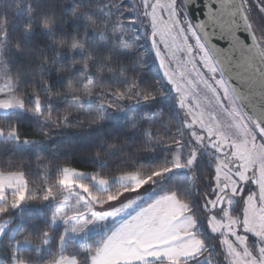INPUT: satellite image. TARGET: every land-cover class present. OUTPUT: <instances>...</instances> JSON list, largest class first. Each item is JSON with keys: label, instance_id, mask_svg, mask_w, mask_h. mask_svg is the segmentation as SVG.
<instances>
[{"label": "trees", "instance_id": "trees-1", "mask_svg": "<svg viewBox=\"0 0 264 264\" xmlns=\"http://www.w3.org/2000/svg\"><path fill=\"white\" fill-rule=\"evenodd\" d=\"M180 2L184 9L182 0ZM25 3L26 0H0V30L7 25L15 28L17 34L21 33V25L28 17ZM256 5L263 13L256 8L252 11L255 17H260L264 28V11ZM144 7L138 5L134 12L142 20L138 22L139 19H135L136 24L145 30L139 38L123 39L125 47L119 51V59L131 69L130 77L134 75L139 89L149 97L147 101H134L129 110L148 113V118L153 121L151 128L155 136L148 138L139 129L128 132L127 121L123 119L125 113H122L121 116L110 115L103 127L88 129L73 126L66 132H55L49 137L37 136L35 144L0 140V175L20 174L25 182L26 197H37L26 198L19 209L11 210L15 214L11 227L20 225L17 240L23 241L25 236H31V246L20 250V257L26 264H56L68 258L78 264H90L91 258L107 239L108 234H96L81 242L67 241L63 243V248L60 247L64 227L53 223L58 205L72 191L60 183L66 168L90 176L85 182L98 207L107 206L129 194L133 186L120 185L114 178L131 174L144 180L146 190L151 193L142 203L143 207L166 197L175 198L185 207L186 214L195 223L196 237L202 243L201 253L186 261L146 264H228L227 255L213 245L217 240L209 232L211 217L221 216L219 210L214 214L211 204L217 188V166L221 159L227 162L225 156L228 151L213 143L214 138L206 136L203 137V145L198 146L193 134L195 128L184 127L173 94L165 84L151 50L149 37L153 31L150 30L145 12L147 8ZM127 16L132 15L125 14L124 18ZM19 38L21 44L25 43L22 35ZM10 116L20 124L22 135H33L31 131L35 128L36 118L20 111L12 112ZM175 152L179 154V163L184 166L180 170L175 169L171 159ZM91 177L110 181V188L98 190L89 183ZM13 194L8 192L4 198L10 201ZM44 195H48L47 200L43 199ZM41 230L47 231L56 240V247L42 255L36 252Z\"/></svg>", "mask_w": 264, "mask_h": 264}, {"label": "snow or ice", "instance_id": "snow-or-ice-1", "mask_svg": "<svg viewBox=\"0 0 264 264\" xmlns=\"http://www.w3.org/2000/svg\"><path fill=\"white\" fill-rule=\"evenodd\" d=\"M121 6L117 0H26L21 33L7 25L0 30V140L35 144L37 136L73 126L103 127L113 112L125 113L128 132L156 135L148 113L129 110L132 102L149 97L119 59L125 47L117 20ZM17 110L36 118L33 135L21 134L10 116ZM16 188L12 200L0 198V264H24L20 250L31 244L30 235L17 240L19 224L8 231L15 215L11 210L26 198L37 199L26 197L22 185ZM52 247L55 238L41 230L36 252L42 255Z\"/></svg>", "mask_w": 264, "mask_h": 264}, {"label": "rangeland", "instance_id": "rangeland-1", "mask_svg": "<svg viewBox=\"0 0 264 264\" xmlns=\"http://www.w3.org/2000/svg\"><path fill=\"white\" fill-rule=\"evenodd\" d=\"M244 2L264 46L261 19L255 17L252 11L253 8L260 9L254 0ZM117 3L122 5L118 9L117 19L122 26L123 39L141 36L145 29L136 24L135 19H139L138 22L142 20L134 9L136 11L138 5L147 8L145 12L150 21V30L155 35V48L167 77L179 90L185 109L194 123L196 144L203 145L205 136L214 138L213 143L219 144L220 148L225 147L228 155L231 154L238 163L236 171H232L223 159L217 166L219 192L220 183L224 184L228 186L231 197L227 199L221 216H212L209 221V232L217 240L213 245H217L227 255L228 264H264L263 141L258 138L234 99L180 0H117ZM125 14L132 16L124 18ZM150 38L151 36L149 40ZM133 105L134 102L130 104ZM121 114L113 112L110 115ZM123 119L125 120V116ZM171 159L176 170L184 168L179 163L178 153H173ZM255 168L257 197L246 192ZM89 178L88 174L75 169L63 170L60 183L72 191L58 205L53 223L64 227L63 243L72 240L81 242L96 234L109 235V230L117 222L118 213L129 208L128 206L143 203L151 195L145 188V181L136 174L119 176L114 181L120 185H132L131 192L113 200L107 207H98L85 182ZM89 183L102 191L110 188V181L106 179L91 177ZM212 207H215V201L211 204V209ZM230 211L234 212L233 216ZM11 226L12 224L8 231Z\"/></svg>", "mask_w": 264, "mask_h": 264}, {"label": "water", "instance_id": "water-1", "mask_svg": "<svg viewBox=\"0 0 264 264\" xmlns=\"http://www.w3.org/2000/svg\"><path fill=\"white\" fill-rule=\"evenodd\" d=\"M264 11V0H254ZM191 23L209 52L227 87L264 143V46L248 15L244 0H182ZM151 50L162 78L173 94L185 128L194 123L179 90L167 77L151 34ZM231 154L227 155L229 159ZM238 170L236 161L230 162ZM252 181L258 195L256 168ZM221 199L219 205H221Z\"/></svg>", "mask_w": 264, "mask_h": 264}, {"label": "crops", "instance_id": "crops-1", "mask_svg": "<svg viewBox=\"0 0 264 264\" xmlns=\"http://www.w3.org/2000/svg\"><path fill=\"white\" fill-rule=\"evenodd\" d=\"M17 185L25 187L21 175H0V198L17 190ZM128 207L118 213L117 222L90 264L176 263L201 253L195 223L175 198H162L148 207L141 202ZM56 264L78 263L68 258Z\"/></svg>", "mask_w": 264, "mask_h": 264}, {"label": "flooded vegetation", "instance_id": "flooded-vegetation-1", "mask_svg": "<svg viewBox=\"0 0 264 264\" xmlns=\"http://www.w3.org/2000/svg\"><path fill=\"white\" fill-rule=\"evenodd\" d=\"M227 155L228 154H226L225 158L227 157ZM226 160H227V163L229 164V167L231 168L230 162L234 161V159L230 156V158L229 159L226 158ZM251 180H252V175H251ZM219 187H220V192H219L218 187L216 188L217 192H215V199H214V201H215V207H214L215 213L214 214H216L217 210L222 212L224 210V205H225L227 199H229L231 197V193L229 192L228 186L220 183ZM248 191L250 194H253L255 197H257V193L255 190V186H254L253 181H251L249 188H248ZM221 199H224V200L222 201L221 205H219V202ZM233 213H234L233 211H230V214H233Z\"/></svg>", "mask_w": 264, "mask_h": 264}]
</instances>
